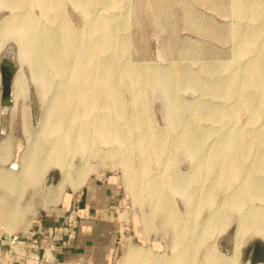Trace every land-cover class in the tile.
Instances as JSON below:
<instances>
[{
	"label": "rangeland",
	"instance_id": "1",
	"mask_svg": "<svg viewBox=\"0 0 264 264\" xmlns=\"http://www.w3.org/2000/svg\"><path fill=\"white\" fill-rule=\"evenodd\" d=\"M234 1L116 0V5L110 8L104 6L103 3H96L90 17H87L71 1H66L60 18L57 15L58 22L62 18H66L73 31L78 33L85 32L89 28L91 18H94L98 24L107 21L109 24L114 25L121 41L126 45L127 49L123 60L126 64L146 70H155L154 72L157 75L160 74L159 77L169 75L174 79L182 76H185V78H199L202 86H205V91L197 87L192 89L179 86L171 93L173 95L169 96L166 92H163L165 91L164 88L161 90L159 89L160 85H157L153 89H147L149 92L146 91L147 97L140 96L136 101L135 91L128 85L121 86L123 99L128 105L127 114H131L139 107V110L144 112L145 117L142 119L143 122L140 128L137 127L138 129L136 128L132 132V143L130 148L128 146L129 149L126 145L124 147L119 145L118 147L117 144L109 146L101 144L100 146L102 150L122 149L124 157L130 158V163L127 166L119 156L114 155L104 161L101 159L104 152L100 151L96 156L91 154V161L88 163L89 169L85 176L86 180L90 177L103 179L112 177L121 189V196L116 209L120 225V237L112 264H126L123 259L126 260L129 249L150 255L155 259L167 261L174 259L173 255L181 250L182 246L177 248L176 241L179 240V236L174 224L167 221V217L158 208L156 201L152 198H135L131 184H135V180L140 181L141 172L145 166H147L148 172L151 173H149L151 178H166L168 174H178L179 177L186 180L194 179L195 183L189 189L191 193L199 187L201 188V197L205 201L200 200L198 204L194 205L189 203L190 194L188 192L183 194L169 191L172 198V208L175 209L177 214L181 215L182 221L190 220L195 226L193 239H196L198 244H196L197 248H193V251H191L190 264H206L211 251H215L225 258L229 264H252V248L256 243H259L263 256L262 262H264V242L258 237L253 238L249 235H246L247 237L245 236L246 238L243 239L239 258L233 259L235 243L238 240L237 231L240 227L241 212L233 203L229 205L224 203L225 206L223 205L226 198L235 197L232 187L229 189L230 185L226 182L217 183L215 180L212 183L208 175L203 177L200 176L199 172H195L196 164H198L203 152H208L207 148L212 145L209 154L210 156L216 154L219 145V141L216 140H219L221 134L228 128L232 129L231 134L234 136L238 135V132H246L249 129L253 131L252 136L259 132L262 138L258 147L264 151V106L260 94L256 93L252 96L253 104L256 106L257 103L259 106L258 112H253L246 108L244 100H235V98L227 97L223 92L216 94L207 89L208 86L211 88L220 82L228 84L229 81L225 80L234 76L240 82L245 77L248 68L261 63L256 55L260 53L259 51L264 50V21H256L252 16L247 15L238 17L232 9L236 4ZM254 1L257 0H245V4L248 7ZM144 10L149 11V13ZM31 12L40 27L52 24L37 6H32ZM17 13H20V11ZM145 13L152 17L149 18ZM11 14L10 9L1 7L0 24L5 19L10 18ZM51 15L53 16L54 13H51ZM158 21L160 22L158 23ZM58 22L54 23L53 26L59 25ZM244 29L259 30L258 41L251 49V54L237 58L235 53L241 41L239 37L238 39L234 37V33ZM20 55L18 40L15 37L7 38L0 50V62L2 59H6L16 65V78L23 85L25 98L20 97L17 104L12 95V104L5 108L1 106L3 86L0 71V172L4 174H13L14 164L18 165L16 172L20 171L21 160L30 144L27 140L29 137L24 132V109H30L32 114L31 140H33V136L39 130V122L43 117L46 104V100H43V93L41 95L43 90L40 82H35L32 76V67H29L28 61L23 60ZM212 69L215 71L213 72ZM49 72L52 76H56L52 68H49ZM175 74L178 76H174ZM238 74L240 77H238ZM225 86L223 85V87ZM241 89L240 92L242 93ZM172 102H176V108L180 111L179 115L193 125L192 132L194 131L200 136L205 133L204 136L202 135V139L195 144V153L183 149L175 150L176 144L174 143L176 140L166 139L174 133L170 124L172 115L169 116V107L173 105ZM199 103H206L207 108L205 110L209 108V110L221 109V112H228L229 115L225 118H219L218 114L216 116L201 115L194 108ZM147 130L149 132L153 130L152 132L156 134L160 133L159 137L168 142V149L158 159L151 154L149 145H145V152L139 151V138L148 133ZM248 148L250 150L243 161L245 166L253 162L256 164L260 158V154L255 151V141ZM148 155L151 158L146 163L145 157H149ZM73 164L80 168L82 166L81 156L77 155L73 160ZM165 168L170 170H165ZM256 175L258 182L261 186H264V171H258ZM62 180L60 171L53 166L47 170L44 176L38 177L34 181L35 183L28 188L20 185L18 191L15 189L10 191L0 186V198L17 199L20 206L25 207L27 212L23 222L15 225V230L11 234L26 228L43 209L58 205L63 196L73 194L74 191L79 190L67 184L62 188V194L58 201L51 203L48 192L50 189L57 188ZM23 182L28 183V180L25 179ZM210 192L213 195L211 201L208 198L211 197ZM152 203H155V205ZM256 205L264 206V202L249 201L245 209ZM219 211L226 213V221L213 223L212 225L216 229L213 230L212 234L202 239L199 232L207 225L209 216Z\"/></svg>",
	"mask_w": 264,
	"mask_h": 264
},
{
	"label": "bare ground",
	"instance_id": "2",
	"mask_svg": "<svg viewBox=\"0 0 264 264\" xmlns=\"http://www.w3.org/2000/svg\"><path fill=\"white\" fill-rule=\"evenodd\" d=\"M66 1H71L87 17L92 15L96 3H103L108 8L116 5V0H0V8H8L12 11L11 17L0 24V50L7 38L15 37L18 40L20 56L23 60L28 61L29 67H32L33 79L37 83L40 82L43 90L41 95L43 93V100H46L44 114L39 122V130L33 136V140H31L32 114L30 109H24V132L29 137L27 140L30 144L21 160L22 165L19 172H16L17 164L13 165V174L0 172V186L10 191L14 189L18 191L20 185L28 188L35 183L34 181L38 177L44 176L47 170L54 166L60 171L63 180L57 188L49 190L48 197L51 203L58 201L65 185L70 184L75 189H80L84 185L91 154L96 156L98 152L102 151L104 152L101 157L102 160L105 161L114 155L119 156L125 165H129L130 158L124 157L122 149L102 150L100 146L101 144L104 146L117 144L118 147L119 145L123 147L126 145L127 148L128 146L130 148L132 132L137 127L140 128L142 119L145 117L144 112H141L139 107L131 114H127L128 105L123 99L121 86L128 85L135 91V101L140 96L147 97V89H153L157 85H160L159 89L161 90L164 88L165 91L163 92L169 96L173 95L171 93L179 86L192 89L197 87L205 91V86H202L199 78L182 76L174 79L169 75L159 77L160 74L157 75L155 70L149 68L146 70L126 64L123 61L127 49L126 45L121 41L114 25L107 21L98 24L94 18H91L89 28L80 33L73 31L66 18H62L58 22L57 15L60 18ZM235 1L236 4L232 9L238 17L247 15L252 16L256 21H264V0L254 1L248 7L245 0ZM32 6H37L52 24L40 27L31 12ZM19 11L20 13H17ZM147 12L149 13V11ZM51 13L54 15L52 16ZM150 16L148 17L150 18ZM56 22L59 25L53 26ZM244 30L234 33V37L237 39L239 37L241 41L235 53L237 58L249 54L258 41L259 30ZM259 52L256 56L261 60L259 61L261 63L248 68L242 81H237L234 76L225 80L229 81L228 84L220 82L211 88L208 86L207 89L216 94L223 92L227 97L235 98V100H244L246 108L258 112L259 106L257 103L256 106L253 104L252 96L259 93L264 106V50ZM49 68H52L56 74L55 77L51 75ZM239 74L238 77H240ZM179 75L181 74L179 73ZM17 79L15 74L12 88L15 103L20 97L25 98L23 85ZM223 85L226 86L223 87ZM147 93L149 92L147 91ZM172 104L169 107V116L172 115L170 117L172 126H170L174 133L166 139L176 140L174 143L176 144L175 150L183 149L195 153V144L202 139L205 133L200 136L194 131L192 132L193 125L179 115L180 111L176 108V102H172ZM205 105L206 103H199L194 108L201 115L216 116L218 114L219 118H225L229 115L228 112H221V109L209 110V108L205 110L207 108ZM149 129L151 130L150 127ZM152 131L147 130L148 133L139 138V151L145 152V145H149L151 154L158 159V157L163 156L169 146L166 140L159 137L160 133L156 134ZM231 131L232 129L228 128L221 134L220 139L216 140L219 141V145L215 155L210 156L209 154L212 145L206 149L208 152H203L198 164H196L195 172H199L200 176L203 177L208 175L212 183L216 180L217 183H229V189L232 187L235 197L226 198L223 205L233 203L241 212L240 227L237 231L238 240L235 243L233 256V259L236 260L239 258L240 248L243 239L247 237L246 235L253 238L258 237L264 242V206L256 205L245 209L249 201L264 202V186L258 182L256 175L258 171H264V151L258 147L262 138L259 132L252 136L253 131L249 129L246 132H238V135L234 136ZM253 141H255V151L260 154V158L256 164L253 162L245 166L243 161L250 150L248 147ZM77 155L81 156L82 160L80 168L73 164ZM148 156L145 157L146 163L151 158L150 155ZM165 170L170 169L165 168ZM149 173L147 166H145L141 172L140 181L135 180V184H131L135 198H152L156 201V205L165 214L167 221L174 224L176 228L179 236V240L176 241L177 248L182 247L176 255L174 254L176 257L173 255L174 259L169 261L155 259L132 249L128 250L126 260L123 259V261L126 264H190L191 251L193 248H197L196 244H198L196 239H193L195 226L190 220L182 221L181 215L172 208V198L169 191L183 194L188 192L190 194L189 203L194 205L198 204L200 200L205 201L201 197V188L199 187L191 193L189 189L190 186L194 185V179L186 180L179 177L178 174H168L166 178H151ZM25 179L28 180V183L23 182ZM210 196L208 197L209 201L213 195ZM155 203L152 204L155 205ZM26 215L25 207H21L17 199L0 198V227L8 233H12L15 230V225L23 222ZM225 215L226 213L219 211L209 216L207 225L199 232L202 239L203 237L205 239V236H209L216 229L212 225L213 223L226 221L227 215ZM197 240L199 241V239ZM206 264L229 263L218 253L211 251ZM255 264H264V262Z\"/></svg>",
	"mask_w": 264,
	"mask_h": 264
},
{
	"label": "crops",
	"instance_id": "3",
	"mask_svg": "<svg viewBox=\"0 0 264 264\" xmlns=\"http://www.w3.org/2000/svg\"><path fill=\"white\" fill-rule=\"evenodd\" d=\"M120 196L112 177L88 178L26 228L15 234L0 228V264H112L120 237ZM15 235L19 243L11 245ZM51 243L58 248L52 250Z\"/></svg>",
	"mask_w": 264,
	"mask_h": 264
},
{
	"label": "water",
	"instance_id": "4",
	"mask_svg": "<svg viewBox=\"0 0 264 264\" xmlns=\"http://www.w3.org/2000/svg\"><path fill=\"white\" fill-rule=\"evenodd\" d=\"M0 71L2 77V86H3L1 106L5 108L12 104L13 79L15 77L17 67L13 62L6 59H2L0 62ZM251 263L252 264L257 263L256 258H253L251 260Z\"/></svg>",
	"mask_w": 264,
	"mask_h": 264
},
{
	"label": "flooded vegetation",
	"instance_id": "5",
	"mask_svg": "<svg viewBox=\"0 0 264 264\" xmlns=\"http://www.w3.org/2000/svg\"><path fill=\"white\" fill-rule=\"evenodd\" d=\"M252 259L256 258L257 262H262L263 261V256L261 253V248L259 246V244H255L252 248Z\"/></svg>",
	"mask_w": 264,
	"mask_h": 264
},
{
	"label": "built area",
	"instance_id": "6",
	"mask_svg": "<svg viewBox=\"0 0 264 264\" xmlns=\"http://www.w3.org/2000/svg\"><path fill=\"white\" fill-rule=\"evenodd\" d=\"M73 214H74V212H73ZM73 214H71V219H73L74 217H73ZM11 245H17L18 243H19V237L18 236H13L12 237V239H11ZM50 248L52 249V250H56L57 248H58V245L57 244H55V243H51L50 244Z\"/></svg>",
	"mask_w": 264,
	"mask_h": 264
}]
</instances>
